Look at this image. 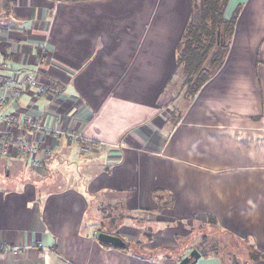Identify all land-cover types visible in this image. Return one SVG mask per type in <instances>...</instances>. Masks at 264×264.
I'll use <instances>...</instances> for the list:
<instances>
[{"label":"crops","instance_id":"obj_1","mask_svg":"<svg viewBox=\"0 0 264 264\" xmlns=\"http://www.w3.org/2000/svg\"><path fill=\"white\" fill-rule=\"evenodd\" d=\"M238 6L224 63L187 99L177 48L191 0H0L1 67L32 73L44 53L38 79L58 86L54 102L34 86L5 111L106 142L84 154L66 134L2 124L0 264H179L189 227L208 221L264 253V0ZM19 138L52 156L34 168ZM99 227H130L128 246L100 242Z\"/></svg>","mask_w":264,"mask_h":264},{"label":"trees","instance_id":"obj_2","mask_svg":"<svg viewBox=\"0 0 264 264\" xmlns=\"http://www.w3.org/2000/svg\"><path fill=\"white\" fill-rule=\"evenodd\" d=\"M228 3L229 0H191L189 21L177 48L178 76H176V84L178 83L180 91L187 99L194 96L203 84L220 69L228 55L238 16L237 12L231 18L225 17ZM41 57L40 54L39 58ZM174 123L172 121V125ZM85 142L95 141L85 140ZM94 152H99V150L90 153ZM104 212L105 219L114 217L111 214L112 211L104 210ZM100 232L105 231L100 230ZM232 237L234 236L232 235ZM193 245V248L200 251L201 256L218 255L221 264H229L228 259L220 251L218 252V248L207 247L205 241ZM127 246L128 244L125 243V245L116 248L121 249ZM252 248L254 249L252 256L257 261L254 264H264V253L253 246ZM237 261L234 259L230 263L238 264Z\"/></svg>","mask_w":264,"mask_h":264},{"label":"built area","instance_id":"obj_3","mask_svg":"<svg viewBox=\"0 0 264 264\" xmlns=\"http://www.w3.org/2000/svg\"><path fill=\"white\" fill-rule=\"evenodd\" d=\"M40 61L45 58L44 53L41 54ZM39 61V62H40ZM39 62H36V68L32 73L25 72L21 73V76L17 72H9L7 66L4 64L0 66V154H9V145L12 143L11 133L3 131L1 126L3 123L9 124L11 126L23 125L24 127L31 128L35 132L48 133L52 137L57 138L62 134H66L71 139H77L79 143V151L81 153L87 154L92 151H101L104 149L106 142L95 141V142H85L82 136L71 133L70 131H60L50 129L46 122L41 118L36 119L35 117H24L17 114H12L11 112H6V108L9 104H15L19 98L28 91L29 88L36 86L38 89L37 96H47L51 102H54V96L58 92V86L54 81H49L47 83L40 82L37 74H39ZM3 69L8 73L3 74ZM19 72V71H18ZM18 148L22 153H28L32 156L31 163L34 168L39 169L43 166V161L50 158L52 155V150L47 148V146L37 145L29 140L17 139ZM41 152V153H40ZM41 154L40 157H38ZM2 252H9L10 248L6 246H0Z\"/></svg>","mask_w":264,"mask_h":264},{"label":"rangeland","instance_id":"obj_4","mask_svg":"<svg viewBox=\"0 0 264 264\" xmlns=\"http://www.w3.org/2000/svg\"><path fill=\"white\" fill-rule=\"evenodd\" d=\"M238 1L239 0H231V2L228 3L225 9V15L227 18L234 16V14L238 12V7H239ZM63 173L64 171L62 169H59V172L55 173L57 177L54 175V179H62ZM52 185L53 188H64L65 181L63 182V180H58V181L55 180ZM96 205L98 204H94V207H92L91 212L95 211ZM99 207L101 206L99 205ZM103 208L106 211L112 210V208L110 207H103ZM102 212H104L103 209ZM92 219L94 218L92 217ZM207 223H208L206 225L207 227H189L188 229L189 235L187 237L188 239L187 238L186 239L189 240L190 243L188 241L186 242L191 245L205 241L207 247L210 248L213 246L214 248H218V252L220 251L221 254L224 255L226 259H228L227 261L229 262V264H232L230 263V261L234 259L238 260L237 261L238 264H245V263L254 264L257 262L255 258L252 256V254L254 253V249L252 248L250 243L232 237V235L224 232L221 228L213 226L214 224L212 221H208ZM99 228H100L99 230H103L105 232H113L115 235H120L118 234V231L130 233V227H99ZM135 245H138V243H135ZM140 247L141 245H138L137 249L140 250Z\"/></svg>","mask_w":264,"mask_h":264},{"label":"water","instance_id":"obj_5","mask_svg":"<svg viewBox=\"0 0 264 264\" xmlns=\"http://www.w3.org/2000/svg\"><path fill=\"white\" fill-rule=\"evenodd\" d=\"M98 240L102 243H107L112 247L122 246L126 243L119 235L108 232H100L98 235ZM200 257V251L194 248L191 250L189 255L181 259L179 264H196Z\"/></svg>","mask_w":264,"mask_h":264}]
</instances>
